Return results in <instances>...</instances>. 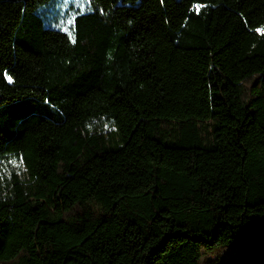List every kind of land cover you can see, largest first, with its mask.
<instances>
[{
    "label": "trees",
    "instance_id": "trees-1",
    "mask_svg": "<svg viewBox=\"0 0 264 264\" xmlns=\"http://www.w3.org/2000/svg\"><path fill=\"white\" fill-rule=\"evenodd\" d=\"M0 264H264V0H0Z\"/></svg>",
    "mask_w": 264,
    "mask_h": 264
},
{
    "label": "snow or ice",
    "instance_id": "snow-or-ice-1",
    "mask_svg": "<svg viewBox=\"0 0 264 264\" xmlns=\"http://www.w3.org/2000/svg\"><path fill=\"white\" fill-rule=\"evenodd\" d=\"M198 10V9H197ZM65 31H67V28H65ZM259 31V30H258ZM71 35V33H69ZM9 82H11V78L9 77Z\"/></svg>",
    "mask_w": 264,
    "mask_h": 264
}]
</instances>
